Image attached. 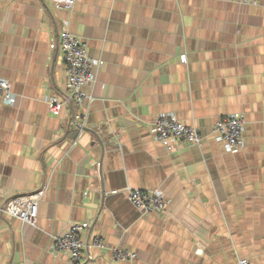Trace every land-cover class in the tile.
<instances>
[{"label": "crops", "instance_id": "crops-1", "mask_svg": "<svg viewBox=\"0 0 264 264\" xmlns=\"http://www.w3.org/2000/svg\"><path fill=\"white\" fill-rule=\"evenodd\" d=\"M65 19L103 63L82 105L55 116ZM0 77L16 95L0 104V204L45 187L34 225L1 217L0 264H70L51 234L86 220L105 247L79 264H264V0H0ZM234 112L244 146L230 152L212 126ZM161 113L202 144L168 150L152 133ZM130 187L161 188L166 213L143 215ZM114 244L137 259L113 261Z\"/></svg>", "mask_w": 264, "mask_h": 264}, {"label": "built area", "instance_id": "built-area-1", "mask_svg": "<svg viewBox=\"0 0 264 264\" xmlns=\"http://www.w3.org/2000/svg\"><path fill=\"white\" fill-rule=\"evenodd\" d=\"M54 8L70 11L76 0H47ZM243 3H254L256 0H238ZM50 48H58L61 52L66 71L63 94L46 97L49 111L59 116L62 110L70 105L81 106L89 96L83 87L95 81L97 68L102 60L90 57L86 42L69 29V20L63 21L58 39L51 42ZM16 95L12 92L7 79L0 77V104L14 105ZM84 115V114H82ZM84 117V116H83ZM84 125V123H83ZM245 116L234 112L218 118L212 126V133L224 142L225 149L230 152L240 150L244 146ZM155 140L163 143L168 150L174 146L173 142L182 144L201 145L204 134L196 127L186 124L172 113H161L157 116L152 128ZM45 187L38 190L14 196L0 204L1 217H15L24 223L35 224L38 209ZM127 198L143 215L162 216L166 213L168 199L161 188L144 189L128 188ZM91 221H71L67 226L51 234L49 250L53 254H64L70 264L81 262L83 251L94 248H104V239L99 234L90 231ZM111 259L135 261L137 253L127 247L114 244L109 247ZM239 264H248L246 259H240Z\"/></svg>", "mask_w": 264, "mask_h": 264}]
</instances>
